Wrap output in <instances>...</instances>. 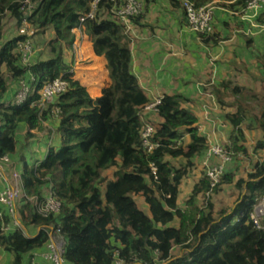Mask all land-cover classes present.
Instances as JSON below:
<instances>
[{"label":"trees","instance_id":"1","mask_svg":"<svg viewBox=\"0 0 264 264\" xmlns=\"http://www.w3.org/2000/svg\"><path fill=\"white\" fill-rule=\"evenodd\" d=\"M31 1L34 6L27 22L35 29L37 48H42L47 31H52L54 38L26 68L16 52L18 44L26 39L21 30L24 0H0V97L11 87L9 82L17 86V80L25 79L27 74L35 78L34 94L22 104H0V158L19 154L17 131L21 124L26 126L24 141H28L35 136L32 131L45 129L42 123L54 122L60 146L50 147L42 160L32 164L22 158L20 178L26 197H40L50 187L61 206L58 214L47 217H41L29 202L20 206L22 224L40 228L34 237L20 228L6 234L3 226L8 220L0 215V248L11 255V264H24L26 255L43 248L48 240L43 230L51 225L59 227L65 237L67 264H114L115 258L122 264H157L170 261L174 247L186 253L168 264H206L228 251H223L221 243L225 231H241L246 222L264 249V231L257 230L248 219L257 199L264 195V155L257 154L264 152V96L230 78L213 86V95L221 106L236 108L233 114L225 115L231 127L225 151L233 161L249 157L243 130L249 122L247 129L256 128L262 134L253 148L257 159L244 177L233 183L235 175L226 173L213 189L204 174L192 188L184 208L179 209V186L192 166L191 159L208 149L206 138L198 132L195 114L184 107L190 100L180 94L159 99L156 111L151 112L159 122H150L154 128L151 142L157 147L146 152L140 141V114L150 101L131 71L125 27L110 19L109 4L101 1L95 19L82 26L92 53L105 61L109 80L100 95L92 99L63 60V49L72 48V32L78 28L79 18L88 13L92 0ZM186 1L200 7L213 0ZM236 5L243 7L244 0ZM10 18L16 22L19 34L4 42V20ZM141 18H132L130 23L138 24ZM196 35L203 45L215 46L222 40L215 29ZM261 57L264 81V52ZM59 77L68 83L67 91L42 109L38 105L41 88ZM184 135L188 137L185 146ZM182 148L187 150L186 163L175 166L168 159L179 157ZM107 171L112 172L111 179L104 176ZM232 183L238 191L234 208L215 210L212 196ZM135 196L143 199L149 215L138 208ZM198 197H202L201 202ZM175 219L177 227L171 225Z\"/></svg>","mask_w":264,"mask_h":264},{"label":"crops","instance_id":"2","mask_svg":"<svg viewBox=\"0 0 264 264\" xmlns=\"http://www.w3.org/2000/svg\"><path fill=\"white\" fill-rule=\"evenodd\" d=\"M139 1L142 5V18L138 24L129 23V30L126 32L131 54V71L137 78L139 87L144 92L150 103L160 99L163 95L180 94L188 98L190 102L184 105V107L190 109L195 114L198 121V132L201 136L206 138L208 145V149L205 152L191 159L192 166L188 169L186 176L182 179L179 186L177 207L179 209H183L185 200L191 193L194 185L204 175L206 166H217L222 163L220 158L216 156H208V150L214 146L224 148V146L228 143V138L231 132V127L226 121L225 115L233 114L236 111V108L234 105L221 106L213 95V86L216 87L221 81L228 79L231 76L239 77L241 76L240 73L242 74L244 71H240V67L235 68L236 71L233 68H229L227 70L225 64L231 62L229 61L231 56L227 53L225 62L223 61L225 60L224 56L226 52L231 49L233 52H239L236 57H240L243 47H238V39L242 40V37L237 36V38H235V32L246 34L247 32L253 31V33H255L254 36L258 34L264 35L263 29L260 28L263 25L262 21H264V12H262L255 20L257 27H252L243 19L241 13L242 7L240 5H236L239 0L231 4L221 3L215 10L214 29L219 32L222 40L217 45L213 46L203 45L198 36L188 30L182 10V2L184 0ZM232 19L236 21V23L240 24V29L233 31V36L230 37L227 34L229 29L228 24L226 23ZM6 21H9V26L16 28V22L14 20L11 18L9 20L5 19L4 23ZM11 31L14 32V35L12 34L11 38L18 35L14 29L9 30L8 32L10 33ZM72 33L75 36V40L71 49H63V60L69 66V71L73 75V78L79 80L80 83L88 89L87 92L91 90V88L93 89V96H91L89 92L88 94L91 98L93 97L92 99H95L101 93V91L99 94L97 93L99 85L102 87V90L109 84L107 71L105 69V61L103 58L96 57L92 53L90 39L83 33L82 30H74ZM249 36L254 37L251 33ZM53 38V32L50 30L47 31L42 48H34L35 54L32 58L31 64L36 60L37 52L46 48L48 42L53 40ZM3 41L5 42L4 38ZM85 61L87 64L97 62L98 66L95 67H101V73L104 72L105 80H98L96 78L98 68L91 66L93 68H88V71H91L93 75L92 77L97 81L91 83V80L88 79L86 82L84 81V83L80 78L82 75V70L80 68L83 64H86ZM76 72H79L77 77H75ZM27 76L28 75H26V78ZM9 83L11 84V87H9V90H7L4 96L0 97V104L12 102L15 91L18 89V86L13 84L14 81ZM224 101L231 102V99H225ZM148 114L149 115L146 117L154 119L153 117L155 116L151 112ZM155 122H159V120L155 119ZM53 123H42L45 129L40 132L32 131V133H35V136L28 141H24L26 126L24 124L19 126L17 131V151L19 149L20 154H17L14 157H9L12 162L10 170H14L18 174L21 173L22 164L20 160L22 158L27 160L26 151L31 152L29 154L30 157H32V161L28 163L32 164L35 161L42 160L50 147H54L56 149L60 146V139L54 131L55 123ZM247 124H249V122L245 123L243 126L245 141L249 140L247 135L249 131H257V136L254 139H256L255 142L259 141L262 138L261 132L256 128L247 129L245 127ZM182 142L183 146L187 145L188 137L186 135L182 138ZM245 145L249 151L248 158H245L244 160V158L239 157V162L230 160L229 162L223 164L225 171L224 174L232 173L235 175L233 183L238 178L243 177L242 174H239L240 172H244L245 176V173L250 170L251 166L257 159V156L253 151L254 146L250 150L248 148V142H245ZM257 154L258 156H263L264 152L257 151ZM168 160L174 164V160L172 158ZM243 161L250 164L249 169L246 168V166H248L246 165L242 167L243 170H240V163H243ZM185 163L186 160H184V163L174 165L182 166L185 165ZM6 176L8 183L10 181V171H7ZM106 177L111 179L112 174L111 177L110 175H107ZM233 183L230 185H233ZM4 185L5 184L0 179V189L3 188ZM40 196L47 197L48 188L44 189ZM214 197L215 196L213 195L211 199L215 210L222 208L233 209L237 202L236 199L235 203L230 207L224 206L218 208V205H215L213 201ZM133 199L138 208L144 214L149 215L148 207L144 203L143 199L139 196H135ZM197 200L198 202H201L202 197H198ZM20 206L17 209L18 219L16 218L20 226L19 228L22 229L28 236H37L40 228H33L32 226L26 227L22 224L19 215ZM2 214L5 216L4 220H8L3 226V231L6 234L11 233L17 227L14 226L13 220L8 217L1 208L0 215ZM171 225L177 227L178 220L175 219ZM261 225L264 227V218L261 220ZM42 249L43 248L35 250L26 255L24 258V264H29L31 261H34L36 264H44L40 258ZM185 253V250L174 247L172 249V258L170 261L180 258ZM170 261L159 262L157 264H168Z\"/></svg>","mask_w":264,"mask_h":264},{"label":"built area","instance_id":"3","mask_svg":"<svg viewBox=\"0 0 264 264\" xmlns=\"http://www.w3.org/2000/svg\"><path fill=\"white\" fill-rule=\"evenodd\" d=\"M101 1H105L109 4V17L112 20H116L118 23L125 27V33L129 30V23L132 18H136L142 13V5L139 0H92L90 3V9L87 14L79 18L78 28L75 30H82V26L87 20H94L99 13V5ZM234 3L238 0H213ZM213 2L204 6L196 7L193 3L184 0L182 2V9L185 16L187 28L190 32L196 34L210 33L212 31V22L215 14V7ZM26 9L24 11L21 30L25 33L26 39L20 42L16 48V52L19 55V62L23 67H29L31 65L32 58L35 54L34 49V33L33 29L27 22V17L30 14L34 3L31 0H24ZM264 12V0H244V6L241 13L243 19L248 22L252 27H257L255 20ZM106 14V13H105ZM106 16H108L106 14ZM264 30V24L260 27ZM83 31V30H82ZM27 78L18 79V89L15 91V95L12 100V104L20 105L34 94L33 83L35 78L30 74H27ZM68 83L59 77L51 82L43 85L39 92L38 105L43 109L48 104H51L55 98L67 91ZM159 99L149 103L143 108V113L148 114L155 112L156 106L159 104ZM143 127L140 132L141 147L146 152H151L157 147V144L151 142V138L154 132V128L150 123H147L146 119L141 117ZM208 156H216L220 158L221 164L217 166H206L205 176L209 179L210 188L213 189L224 176V166L226 162H229L231 158L227 154L224 148L220 146H214L208 150ZM12 163L8 156L0 158V179L5 184L0 189V207L4 210L5 214L13 220L14 226L19 228V224L16 220V213L18 207L24 202H29L41 217H47L49 215H56L60 211V202L52 195L50 187L48 188L47 197H31L28 198L24 195L22 190V183L20 174L10 170ZM7 171H10L9 179L7 183ZM154 175L155 169L152 168ZM209 194V193H208ZM207 194V195H208ZM264 218V195L257 199L256 204L252 207L251 212L248 215V219L251 224L260 231H264V227L261 225V220ZM48 240L44 244L40 258L44 264H67L64 258L66 241L65 237L61 234L59 227L47 226L43 230ZM117 257V252H115ZM29 264H36L31 261ZM114 264H122L119 258H115Z\"/></svg>","mask_w":264,"mask_h":264},{"label":"rangeland","instance_id":"4","mask_svg":"<svg viewBox=\"0 0 264 264\" xmlns=\"http://www.w3.org/2000/svg\"><path fill=\"white\" fill-rule=\"evenodd\" d=\"M221 3L224 2H213V7H215V10L217 8V6H219ZM183 10V9H182ZM184 13V12H183ZM264 24V21H262ZM228 36L232 37L233 36V31L240 29V24L236 23V21L229 20L228 23ZM187 26V25H186ZM212 30L214 29V18H213V22H212ZM14 29V31H16V34H19V31L14 27L9 26V21H6L4 23L3 26V38L5 41H7V39L11 38L12 34L14 32H8L9 30ZM250 31V30H249ZM264 32V30H263ZM262 32V33H263ZM232 33V34H231ZM250 33L252 34V36H254L255 33L252 32H247L246 34H242L240 32H235V38H237V36H241V39H238L239 42V46L243 47V50H241V54L240 57H236L237 54H239V52L237 53V51L233 52L231 49L226 52L224 59V62L226 61V55L227 53L231 56V59L229 61V63L225 64V67L227 68V70L229 68H233L235 71V68H241L240 71H244V73H240L241 76H231L229 77L231 80H233L235 83L240 84L241 86H245L246 89L250 90L252 93L261 96L264 94V81L261 74H260V62H262V57L261 54L264 52V35L262 34H258L255 35L254 37H250ZM260 33V32H259ZM14 35V34H13ZM250 37V38H249ZM249 42V43H248ZM34 48L37 47V42L34 41L33 44ZM225 46V45H223ZM237 47V48H238ZM243 51V53H242ZM233 52V54H232ZM234 55V56H233ZM86 63V61H85ZM233 63V64H232ZM86 66V67H85ZM95 66H98L97 62H92L91 64H83L81 66V70H82V75H81V80L84 82H86L88 79L91 80L92 82L97 81L95 78H93L91 71H88V68H93ZM98 68V72H97V76L96 78L98 80H105V74L104 72L101 73V67H95ZM90 69V70H91ZM95 70V69H94ZM233 71V70H232ZM79 75V72L75 73V77H77ZM84 82V83H85ZM101 86L99 85V88L97 89V93L99 94L101 91ZM88 90V89H87ZM89 94L91 96H93L94 92L93 89L91 88V90L88 91ZM93 98V97H92ZM252 104V103H251ZM141 117L143 119H146V116H148L149 114H144L143 112H141ZM145 115V116H144ZM149 118V117H148ZM147 118V120H148ZM155 121V118L150 120L149 122L147 121V123L153 122ZM248 139L246 140V142H248V148L251 150L254 146V144L256 143L254 139L257 136V131H249L248 132ZM19 137V136H18ZM19 139V138H18ZM18 146V143H17ZM19 152V149L18 151ZM31 152L26 151V163L28 164V162L32 161V157H30ZM187 150H184L183 148L180 150L179 152V157H174L172 158L174 161V164H178V163H184V160H186V155ZM20 154V153H19ZM243 158V157H242ZM177 159V160H176ZM245 160V158H244ZM240 158L236 161L239 162ZM22 164V163H21ZM12 163H9L8 166H11ZM241 168L240 170H243L242 167L246 166L247 169H249V165L247 164L245 161H243V163H240ZM21 169H22V165H21ZM246 169V170H247ZM14 171V170H13ZM15 172V171H14ZM111 171H107L105 172V176L110 175ZM239 174H242L244 177V172H240ZM238 174V175H239ZM11 176V175H10ZM214 203L215 205H218V208L220 207H230L232 204L235 203L237 197H238V192L234 189L233 185H229V186H222L220 192H218L217 194L214 195ZM16 218L18 219V215L16 213ZM254 229L250 226L249 223H245L242 224L241 227V231H230L227 229V231H225V235H223L224 237H221L223 239V241H221L222 244H224V248L223 251H226V248L228 249V251L220 256L215 257L212 261H209L206 264H226V262L228 264H263L264 263V249H263V245L261 240H258L256 237L253 236V232ZM30 233V232H29ZM219 240H217L218 242ZM11 255L8 254L7 252L3 251L2 249H0V264H10L11 263Z\"/></svg>","mask_w":264,"mask_h":264}]
</instances>
